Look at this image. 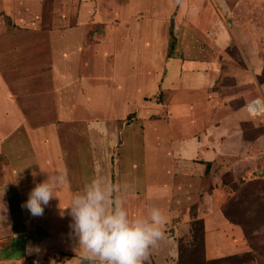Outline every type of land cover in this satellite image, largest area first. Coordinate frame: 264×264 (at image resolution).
Listing matches in <instances>:
<instances>
[{
    "label": "crops",
    "instance_id": "0c3cea01",
    "mask_svg": "<svg viewBox=\"0 0 264 264\" xmlns=\"http://www.w3.org/2000/svg\"><path fill=\"white\" fill-rule=\"evenodd\" d=\"M140 1L0 0V160L7 161L3 172L15 183L14 192H30L67 166L69 184L56 193L54 205L46 207L51 206L49 212L34 217L36 226L44 219L57 225L47 232L42 226L34 230L43 233L36 241L55 240L59 232L58 238L76 240L69 210L61 209L70 204L72 191L83 190L87 183L82 176L89 171L93 178L129 184L127 199L134 201L129 206L140 207V215L158 207L167 216L168 239L152 251L149 263L175 264L168 250L177 259L178 241L190 238L195 220L203 223L206 259L246 253V237L224 209L235 202L239 177L247 176L246 182L264 179L258 169L264 164V129L246 107L257 96L231 97L217 88L223 79H231L233 88L252 86L260 67L253 74L232 67L221 56L233 46L230 31L203 37L198 7L196 26L177 14V0L165 2L170 15L162 12L164 0H151L152 10L164 15L162 31L147 26L140 31L136 18L146 10L144 2L151 5ZM229 1L236 0H210L216 13L223 10L221 15L232 10ZM167 15L173 25L167 24ZM170 31L175 39L171 52ZM195 48L199 56H194ZM137 51L143 55L136 57ZM255 88L264 93V83ZM153 100L160 112H152L159 108L152 106ZM234 102L238 105L233 107ZM92 112L97 115L94 126L87 123ZM135 122H140L139 132ZM244 127L262 131L250 139ZM83 129L88 151L69 150ZM123 129L129 132L124 139ZM50 143L53 149L39 152L38 147ZM93 144L102 150L92 151ZM54 145L56 153H51ZM27 185L32 187H23ZM32 236L19 244L22 251L16 258H6L11 245L5 247L0 264H20L28 257L49 264L57 260L52 259L57 252L70 254L74 263L82 261L75 252L56 251V242L48 253L29 254L26 246L36 244Z\"/></svg>",
    "mask_w": 264,
    "mask_h": 264
},
{
    "label": "rangeland",
    "instance_id": "374dc122",
    "mask_svg": "<svg viewBox=\"0 0 264 264\" xmlns=\"http://www.w3.org/2000/svg\"><path fill=\"white\" fill-rule=\"evenodd\" d=\"M112 2V0H109ZM123 2V1H122ZM143 3L144 1H140ZM166 0L163 1L162 6L163 10L162 12L164 14L169 13L168 5L165 3ZM169 5H171V1H169ZM148 3L151 4V0H148ZM229 3H232L230 7H232V10L230 9L229 14L221 15L223 13V10H220V14L218 12L216 13L212 3L210 0L208 1H199V0H181V3L178 7L177 14L180 13L183 20L188 21V17L190 18V22L192 24H196L197 20L195 17V11L196 7H198V14L201 15V23L199 30L201 31L202 36L205 38H208L207 33H224L227 34L226 29L230 31V34L232 35V43L233 46L229 48L226 53H222L221 56L225 58V60L231 61L232 67H235L237 69H240L244 72H249L250 74L255 71L257 72V68L259 69V75L254 76L255 83L254 85L250 86H242V87H235L233 88V82L231 79H223L222 83L217 88L218 92L223 95H230L231 97L234 95H239L240 93L245 95L249 100L254 99L256 96L261 97L264 101V93L261 91L259 92L258 89L255 87H258L261 85V82L264 81V0H236V1H229ZM143 6L146 8V10H142V14H140L136 20V25L139 26L140 31L145 30V26L147 28L151 27L152 32L160 33L162 31V25L161 22V12H156L152 10V4L145 6V2L143 3ZM143 7V8H144ZM168 16V23L169 25H173L174 21L170 22V18ZM221 15V16H220ZM174 18V17H173ZM180 18V17H179ZM218 21L219 23H217ZM135 24V21H134ZM198 26V24H196ZM124 28V27H123ZM128 31V27L125 29ZM198 31V29H196ZM127 40V38H125ZM138 52V51H137ZM194 56H199L198 48H195L193 50ZM142 53H137L136 57L142 56ZM254 62H256V68L252 65ZM225 63V62H224ZM249 63V64H248ZM259 63V65L257 64ZM224 65V64H223ZM226 67V66H225ZM255 68V69H254ZM254 69V70H253ZM245 73V74H247ZM253 74V73H252ZM137 85L139 86L140 80L136 81ZM257 90V91H256ZM132 91V90H131ZM264 92V89H263ZM259 93V95H258ZM139 95L137 94V98ZM153 107H159L157 110H152V112H160L161 106H157V102L153 100L152 102ZM151 105V104H149ZM238 102L232 103V106H237ZM137 108V106H136ZM144 113L143 110L141 112ZM84 116V113H82ZM96 113L92 112L87 115V118L89 119L87 121L88 124L94 126L95 125V118ZM189 118H187L188 120ZM259 119V118H258ZM258 121H260L263 124L264 129V116L261 117ZM120 124V123H119ZM121 126V124H120ZM136 131H140V122H135ZM249 127H244L245 130V137L250 138L255 137L262 129L255 131L254 129H249ZM83 134L77 137L78 142L76 145L72 143L69 145V150L72 151H81L83 153H86L88 151V143L86 142V135L85 130L83 129ZM122 138H126V136H129V132H126V130H121ZM120 134V135H121ZM152 135V134H150ZM51 137V136H50ZM52 139V137H51ZM74 140V138H73ZM94 146V150L99 152L101 151V145H92ZM105 146V145H104ZM33 147V146H32ZM56 147L57 145H54V152L51 151V153H56ZM34 150V147L31 148ZM51 149H53V145L50 143L49 145H44L43 147H38L39 152H48ZM68 150V151H69ZM107 151V150H106ZM113 152V150H110ZM32 153V151H31ZM7 161L0 160V168L3 169L0 171V192L3 191V188L5 186V195L3 197L4 202L7 205L8 208V219L7 221L0 225V254L3 252L5 247H10L6 249V251H9L6 258L11 259V256L16 258V254H19V252L22 251L20 249V243H24L28 238H31L32 233L34 230H38L40 226H42V229L46 232L48 231V228L52 230V228H55L57 224L51 223L48 225L47 221L44 219V223H39L36 226L35 219L32 217L27 209L21 208V205L28 199L29 191L25 192H14L15 190V183L11 181V177L6 175L4 172H7L5 168ZM264 164H262V167H259L258 169H262L264 171ZM4 171V172H3ZM10 171V170H9ZM8 171V172H9ZM15 181V178L12 177ZM32 178V177H27ZM83 181L85 183H89L91 179H93L92 175L89 174V171L86 173V175L82 176ZM229 176H224V181H228ZM248 177L245 176V180H243L241 177H239L238 181H236L237 189H236V197L237 200L236 204H231L229 206H226V211L228 212V215L230 216V219L234 222L239 223L244 230V235L246 237L247 244L250 249H252L253 253H261V255H264V179L262 177L256 178V182H246V179ZM252 178V176H250ZM260 179V180H259ZM10 180V181H9ZM258 181V182H257ZM79 182V180H78ZM24 188L32 187V185L23 186ZM77 191H72V194ZM72 197V196H71ZM127 199V197H126ZM54 200H51L50 205H54ZM134 202L131 199H127L126 208L132 216L133 214L140 215L142 212V209L140 207H136L135 209H132L129 206V203ZM69 204H67L68 206ZM51 206L49 208L45 207V212H49ZM68 215V213H67ZM55 220V218H54ZM35 223V224H34ZM221 235H223L221 229H220ZM61 234V232H59ZM190 233V230H189ZM60 234H55L57 237L54 239H44L42 241H36V244L34 246H38L40 248V252H32V254H40L43 250H46V253H48V250L53 249L54 242L57 243V245L54 247L56 251L64 250L68 252H72L77 255H79V252L76 251L78 248V241H70V240H64L62 237L58 238ZM183 243L184 248H188V242L190 241V238L179 240L178 244L181 242ZM68 242H71L70 244H67ZM177 244V247H178ZM69 245V246H67ZM48 249V250H47ZM249 249V251H250ZM171 252V257L176 261V255H174L172 250H168ZM178 253V252H177ZM56 261L50 260V262H55V264H78L74 263L72 256H68L70 254H61L60 253H54ZM252 255V254H251ZM80 256V255H79ZM42 259L41 263H44L43 258L40 257L39 260ZM154 262V261H153ZM158 262V261H157ZM169 261L168 263H170ZM23 263V260L20 262V264ZM155 263V262H154ZM149 263V264H154ZM176 263V262H175ZM13 264L15 262L13 261ZM79 264H87L84 260L79 261ZM162 264V263H159ZM255 264V263H253Z\"/></svg>",
    "mask_w": 264,
    "mask_h": 264
},
{
    "label": "clouds",
    "instance_id": "9594fccd",
    "mask_svg": "<svg viewBox=\"0 0 264 264\" xmlns=\"http://www.w3.org/2000/svg\"><path fill=\"white\" fill-rule=\"evenodd\" d=\"M68 184V169L62 165L35 185L21 208L32 217H42L50 201L58 199L56 193ZM129 190L127 183L113 184L103 176L94 177L82 191L73 193L70 204L61 209L69 210V227L78 241L76 251L82 260L89 264H147L152 251L168 239L164 231L168 218L160 208L152 207L146 215L130 216L125 206ZM4 195L5 186L0 192V225L8 219ZM26 251L31 254L41 250L29 244Z\"/></svg>",
    "mask_w": 264,
    "mask_h": 264
},
{
    "label": "trees",
    "instance_id": "16d2710c",
    "mask_svg": "<svg viewBox=\"0 0 264 264\" xmlns=\"http://www.w3.org/2000/svg\"><path fill=\"white\" fill-rule=\"evenodd\" d=\"M174 43L175 39L170 31V52L173 50ZM263 83L264 81L261 82V84ZM252 182H256V180ZM236 202V199L235 202L232 200L231 204L234 205ZM224 213L225 216L231 220L226 208L224 209ZM235 223L240 226L244 233L243 227L239 223ZM177 252L178 255L175 264H264V255H261V253H253L254 251L252 249L243 254H234L211 260L206 259L204 252V227L200 220H195L190 225V241L188 242V248H184L183 243L181 242L178 244ZM33 261L34 259L32 257L24 258L22 264H33ZM85 262L89 264L88 261ZM147 264H149V262H147Z\"/></svg>",
    "mask_w": 264,
    "mask_h": 264
},
{
    "label": "built area",
    "instance_id": "2783aa9c",
    "mask_svg": "<svg viewBox=\"0 0 264 264\" xmlns=\"http://www.w3.org/2000/svg\"><path fill=\"white\" fill-rule=\"evenodd\" d=\"M246 107L250 116L254 118H261L264 116V101L261 97L254 99Z\"/></svg>",
    "mask_w": 264,
    "mask_h": 264
},
{
    "label": "water",
    "instance_id": "95a60500",
    "mask_svg": "<svg viewBox=\"0 0 264 264\" xmlns=\"http://www.w3.org/2000/svg\"><path fill=\"white\" fill-rule=\"evenodd\" d=\"M42 236H43V233L41 231H35L32 237L34 240H40Z\"/></svg>",
    "mask_w": 264,
    "mask_h": 264
}]
</instances>
